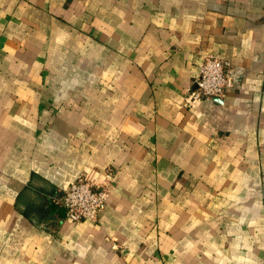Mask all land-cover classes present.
<instances>
[{
    "label": "crops",
    "instance_id": "obj_1",
    "mask_svg": "<svg viewBox=\"0 0 264 264\" xmlns=\"http://www.w3.org/2000/svg\"><path fill=\"white\" fill-rule=\"evenodd\" d=\"M0 264H264V0H0Z\"/></svg>",
    "mask_w": 264,
    "mask_h": 264
},
{
    "label": "built area",
    "instance_id": "obj_2",
    "mask_svg": "<svg viewBox=\"0 0 264 264\" xmlns=\"http://www.w3.org/2000/svg\"><path fill=\"white\" fill-rule=\"evenodd\" d=\"M234 83L231 62L214 53H205L188 97L192 101L222 97ZM112 181L111 174L102 182L80 175L56 201L65 207L67 218L72 221L96 220L109 199Z\"/></svg>",
    "mask_w": 264,
    "mask_h": 264
}]
</instances>
